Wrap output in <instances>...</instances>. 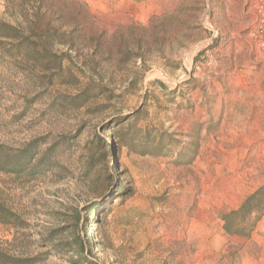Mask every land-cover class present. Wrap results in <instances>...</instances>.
I'll return each mask as SVG.
<instances>
[{
    "label": "rangeland",
    "instance_id": "rangeland-1",
    "mask_svg": "<svg viewBox=\"0 0 264 264\" xmlns=\"http://www.w3.org/2000/svg\"><path fill=\"white\" fill-rule=\"evenodd\" d=\"M0 204V264H264V0H0Z\"/></svg>",
    "mask_w": 264,
    "mask_h": 264
},
{
    "label": "trees",
    "instance_id": "trees-1",
    "mask_svg": "<svg viewBox=\"0 0 264 264\" xmlns=\"http://www.w3.org/2000/svg\"><path fill=\"white\" fill-rule=\"evenodd\" d=\"M106 128H103V131ZM108 130V129H107ZM107 145L103 142V144H97L94 148L89 150L88 156L84 162L81 163L79 167V172L83 178L89 179L92 171L95 169V161H94V152L97 154L100 152L99 157L101 159H105L112 152V148H105ZM8 159V158H6ZM9 160V159H8ZM12 165L11 170L14 174H26L27 176L34 177L36 175H42L45 172H49L56 165L52 162L46 155V152H39L38 145L36 142H32L27 144L23 150L20 151L15 160L10 162ZM100 204L97 201H92L91 203L85 205L82 208V212L85 215L84 222H88V220L95 219V222L98 223L99 220L96 219L97 213L100 211V208L97 207ZM247 205V201L243 204L242 209H244ZM106 206V205H105ZM108 209L104 210L103 215L107 213ZM80 214V213H79ZM77 213V216L79 215ZM105 216L102 217V219ZM15 219L14 214L8 211L4 206L0 204V223H10ZM93 244V239L85 238L80 239L79 237L72 236V239L64 242V243H55L50 246L52 251L56 255H75V260L70 261L71 264H86L87 261V246H91Z\"/></svg>",
    "mask_w": 264,
    "mask_h": 264
}]
</instances>
